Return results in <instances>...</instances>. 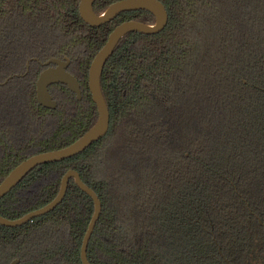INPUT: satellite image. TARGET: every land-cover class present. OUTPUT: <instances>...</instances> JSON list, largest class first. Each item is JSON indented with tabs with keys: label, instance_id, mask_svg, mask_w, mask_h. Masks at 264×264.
I'll list each match as a JSON object with an SVG mask.
<instances>
[{
	"label": "trees",
	"instance_id": "1",
	"mask_svg": "<svg viewBox=\"0 0 264 264\" xmlns=\"http://www.w3.org/2000/svg\"><path fill=\"white\" fill-rule=\"evenodd\" d=\"M120 0H96L103 13ZM166 28L129 33L106 63L107 135L82 153L31 171L0 199L22 218L51 203L69 170L99 197L90 264H264V0H159ZM81 0H0V184L19 164L80 139L98 120L89 69L114 29L155 23L145 10L92 27ZM68 57L82 99L36 82ZM48 117L50 133L39 134ZM94 202L73 178L60 205L19 227L0 225V264H82ZM262 222L263 224H261Z\"/></svg>",
	"mask_w": 264,
	"mask_h": 264
},
{
	"label": "water",
	"instance_id": "2",
	"mask_svg": "<svg viewBox=\"0 0 264 264\" xmlns=\"http://www.w3.org/2000/svg\"><path fill=\"white\" fill-rule=\"evenodd\" d=\"M95 1L96 0H81L79 5V12L82 20L92 27H99L109 23L123 12L138 10H145L152 13L156 19L155 23L147 24L138 21H127L114 29L109 35L106 44L95 56L89 69V89L92 94L93 102L98 109V120L95 125L80 139L68 147L34 155L19 164L0 184V199L10 193L36 167L74 157L107 135L110 128V112L101 87V78L106 63L112 57L116 48L127 34L133 32L145 35L158 34L162 32L168 24L169 15L167 9L159 0H120L113 3L101 14H97L94 11ZM31 61L40 62L37 58L30 59L27 62L28 70ZM70 62V59L67 57L64 60L52 58L45 63L40 62L42 65L48 66L41 72L36 82V97L41 106L52 110L57 108V101L49 91V87L53 84L66 85L71 92L76 94L78 100L82 99L80 83L77 78L67 70ZM11 79L12 76L6 79L3 83H0V86L6 85ZM71 178L75 180L77 186L83 192L91 197L95 206L94 214L90 220L81 247L82 264H90L87 251L90 239L102 213V204L97 194L82 181L80 174L75 170H69L65 173L61 181L59 194L51 203L16 220H10L0 216V225L11 228L19 227L28 223L32 219L51 212L64 200ZM219 253L226 264H232L223 255L221 246H219ZM19 262L20 261L16 259L11 262V264H19Z\"/></svg>",
	"mask_w": 264,
	"mask_h": 264
},
{
	"label": "rangeland",
	"instance_id": "3",
	"mask_svg": "<svg viewBox=\"0 0 264 264\" xmlns=\"http://www.w3.org/2000/svg\"><path fill=\"white\" fill-rule=\"evenodd\" d=\"M54 118L53 117H48V119H47V124L46 125H44V127H42L41 128V130H40V132H39V134H46L47 132L48 133H50L52 130H53V128H54Z\"/></svg>",
	"mask_w": 264,
	"mask_h": 264
},
{
	"label": "flooded vegetation",
	"instance_id": "4",
	"mask_svg": "<svg viewBox=\"0 0 264 264\" xmlns=\"http://www.w3.org/2000/svg\"><path fill=\"white\" fill-rule=\"evenodd\" d=\"M65 58H66V57H64V58L61 59V60H64ZM67 58H68V57H67ZM32 59H33V58H32ZM37 59H38V58H37ZM51 59H52V58H51ZM58 59H60V58H58ZM29 60H30V59H29ZM29 60H28V61H29ZM38 60H39V59H38ZM49 60H50V59H49ZM39 61H40V60H39ZM47 61H48V60H47ZM47 61H46V62H47ZM70 61H71V60H70ZM31 62H32V61H31ZM36 62H37V61H36ZM40 62H41V61H40ZM40 62H38V63H40ZM41 63H45V62H41ZM41 63H40V64H41ZM70 63H71V62H70ZM41 65H42V64H41ZM42 66H44V65H42ZM69 66H70V65H69ZM26 67H27V63H26ZM44 67H45V68H44V70H45L48 66H44ZM29 69H30V66H29ZM44 70H43V71H44ZM67 70H68V69H67ZM27 71H28V72H26L24 75H15V76H16V77H19V76L24 77L25 75H27V74L29 73V70H28V69H27ZM40 74H41V73H40ZM10 77H11V76H10ZM13 77H14V76H12V78H13ZM8 83H9V82H8ZM8 83H7V84H8ZM51 95H52V94H51ZM52 96H53V95H52ZM53 98H54V97H53ZM57 104H58V103H57ZM260 223L263 224L262 222H260Z\"/></svg>",
	"mask_w": 264,
	"mask_h": 264
}]
</instances>
